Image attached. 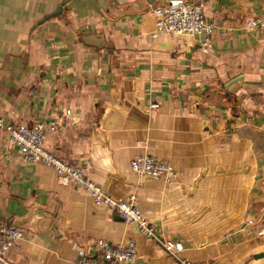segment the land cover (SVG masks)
Masks as SVG:
<instances>
[{"label": "crops", "instance_id": "1", "mask_svg": "<svg viewBox=\"0 0 264 264\" xmlns=\"http://www.w3.org/2000/svg\"><path fill=\"white\" fill-rule=\"evenodd\" d=\"M166 1L0 0V118L55 120L45 148L113 198L136 195L191 261L264 264V28L244 26L264 0H189L217 27L208 52L200 35L151 37L150 10ZM145 154L181 174L170 185L142 177L129 161ZM0 223L25 233L7 264H75L81 251L97 256L98 239L134 240L125 264H178L1 132Z\"/></svg>", "mask_w": 264, "mask_h": 264}, {"label": "built area", "instance_id": "2", "mask_svg": "<svg viewBox=\"0 0 264 264\" xmlns=\"http://www.w3.org/2000/svg\"><path fill=\"white\" fill-rule=\"evenodd\" d=\"M150 13L155 21L152 38L163 35H200L202 50L209 51L217 27L207 19L202 1L167 0L164 4L153 6ZM244 26L248 30L264 28V13L260 17L249 19ZM221 34L226 35V32H221ZM150 108L155 110L158 104L152 103ZM66 114L69 115L70 111L67 110ZM56 128L57 122L48 118L37 120L31 125L6 124L0 118V132L5 135L6 144L18 148L24 161L40 162L51 167L61 184L74 185L86 191L96 205H105L112 209L123 221L133 225L138 233L160 244L178 261V264H199L181 254L184 250L181 242L165 239L157 233L156 227L142 212L136 195L131 194L123 200L113 198L91 179L87 167L67 163L45 148L44 141L47 132L54 131ZM129 165L135 173L161 178L167 185L172 184L181 174L175 171L171 163L149 154L132 158ZM246 225H254V220L249 219ZM256 233L258 236H264V230ZM24 234L21 228L0 223V264H7L3 255L21 240ZM94 245L97 256H88L81 251L75 264H125L134 263L136 259L134 240L113 245L106 240L98 239Z\"/></svg>", "mask_w": 264, "mask_h": 264}, {"label": "water", "instance_id": "3", "mask_svg": "<svg viewBox=\"0 0 264 264\" xmlns=\"http://www.w3.org/2000/svg\"><path fill=\"white\" fill-rule=\"evenodd\" d=\"M145 176H147V175H145V174L142 175V177H145ZM59 220H60V217L57 218L56 223H58ZM262 256H264V252L258 255V257H262Z\"/></svg>", "mask_w": 264, "mask_h": 264}]
</instances>
